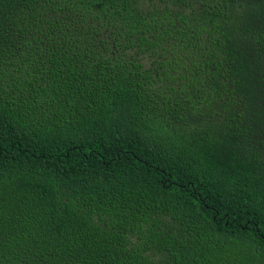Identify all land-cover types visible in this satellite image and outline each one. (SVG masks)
<instances>
[{
    "label": "trees",
    "instance_id": "trees-1",
    "mask_svg": "<svg viewBox=\"0 0 264 264\" xmlns=\"http://www.w3.org/2000/svg\"><path fill=\"white\" fill-rule=\"evenodd\" d=\"M0 264H264V0H0Z\"/></svg>",
    "mask_w": 264,
    "mask_h": 264
}]
</instances>
